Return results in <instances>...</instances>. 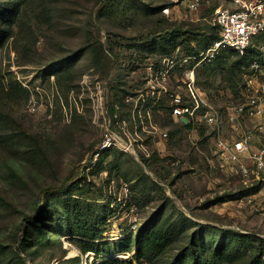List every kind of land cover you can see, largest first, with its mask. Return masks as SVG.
<instances>
[{
	"label": "rangeland",
	"instance_id": "rangeland-1",
	"mask_svg": "<svg viewBox=\"0 0 264 264\" xmlns=\"http://www.w3.org/2000/svg\"><path fill=\"white\" fill-rule=\"evenodd\" d=\"M190 1L0 0V264H96L106 255L83 251L59 213L66 202L91 218L120 264H188L189 244L221 240L230 255L219 264L264 262V172L222 169L206 127H183L171 112L175 94L187 99L191 67L215 108L236 103L248 84L263 95L264 32L247 58L227 48L183 61L218 33L214 9L232 6ZM105 132L112 143L100 148ZM47 186L55 189L39 194ZM42 206L45 233L25 239V216ZM152 224L165 245L136 260L135 241Z\"/></svg>",
	"mask_w": 264,
	"mask_h": 264
},
{
	"label": "built area",
	"instance_id": "built-area-1",
	"mask_svg": "<svg viewBox=\"0 0 264 264\" xmlns=\"http://www.w3.org/2000/svg\"><path fill=\"white\" fill-rule=\"evenodd\" d=\"M232 6H219L212 12V21L218 29V37L206 44L197 54L189 57L197 62L208 61L222 49H233L242 54L249 46L254 35L264 32V0H231ZM198 0H191L188 7H196ZM164 7L163 12H168ZM264 48V42L262 43ZM191 58V59H192ZM167 66L160 71L166 76L176 60L167 58ZM252 64L257 67L258 62ZM186 100L175 94L172 98L171 112L179 121H197L206 127L213 141V155L217 163L229 173L245 175L253 166L258 172H264V145L257 138H264V93L251 90L248 84L242 98L236 103L215 108L207 94L195 81L193 68H188L184 79ZM264 92V90H263ZM249 118L252 125L244 127L243 119ZM258 120V121H256ZM183 122V121H182ZM259 122V123H258ZM262 122V123H260ZM112 143V134L105 132L100 148Z\"/></svg>",
	"mask_w": 264,
	"mask_h": 264
},
{
	"label": "trees",
	"instance_id": "trees-1",
	"mask_svg": "<svg viewBox=\"0 0 264 264\" xmlns=\"http://www.w3.org/2000/svg\"><path fill=\"white\" fill-rule=\"evenodd\" d=\"M214 29H217L216 26H214ZM176 30H179V27L176 28ZM262 34L254 35L251 39V42L247 49L242 53L243 58L249 57V51L256 47V44L260 39L262 38ZM218 37L217 31L206 35L205 38H201L198 40V43H202L203 41H212L215 38ZM171 47H175L177 44L174 40V38H169V40H172ZM163 40H160V43ZM221 59V58H219ZM257 61V60H254ZM225 60H221V64H223ZM258 62V61H257ZM112 106V104H110ZM113 107V106H112ZM183 127L189 128L191 126V121L182 122L179 121ZM90 161V159L88 160ZM77 175V170L74 169L70 172L67 180H72ZM76 187H78V184H76ZM55 189V186H47L40 190L39 194L41 193H47L50 194ZM56 198L52 199V201H55ZM50 201V199H48ZM53 203V202H52ZM69 203V205L64 208L62 206V210L59 211V213L63 214L65 219L64 223L69 227V231L72 233L77 234L78 236L82 237L84 239L82 249L83 251H95V253L98 254H106L104 255L96 264H120L121 261L111 255H109V247L110 242L104 241V242H98L97 239L101 238V230L96 227H91V222L89 220L88 216H85L81 213L79 206L72 202H66ZM63 204V203H62ZM61 204V205H62ZM47 207V205H46ZM46 212L45 207H37L35 208L30 214L25 216V220L22 222V226H24L25 229L29 228V230H26L25 239H29L34 241L36 236V232L39 233V235H43L45 231L43 230L44 224V213ZM147 226H154V227H148L144 229L138 238L136 239L137 243V249L134 254V258L136 260H139L142 255H146L148 253H154L157 251H160L164 245L165 241L167 240V236L159 229L157 228L156 224L147 225ZM38 235V234H37ZM34 237V238H33ZM28 240V241H29ZM26 241V240H25ZM25 243V242H23ZM128 244L127 242H125ZM224 241L221 240L216 246H207L208 248L205 249L204 245H199L198 247H194V244H189L187 246L186 250V257H188V264H219L222 259H225L230 255V252L226 250V247L223 245ZM202 244V243H201ZM102 247V250L100 249ZM105 247V248H104ZM208 250V253L206 252ZM261 254L259 255V257ZM260 264H264V262H259ZM171 264H186L183 263L182 260L177 262H172Z\"/></svg>",
	"mask_w": 264,
	"mask_h": 264
},
{
	"label": "water",
	"instance_id": "water-1",
	"mask_svg": "<svg viewBox=\"0 0 264 264\" xmlns=\"http://www.w3.org/2000/svg\"><path fill=\"white\" fill-rule=\"evenodd\" d=\"M182 121H183V122H186V119H185V118H182Z\"/></svg>",
	"mask_w": 264,
	"mask_h": 264
}]
</instances>
